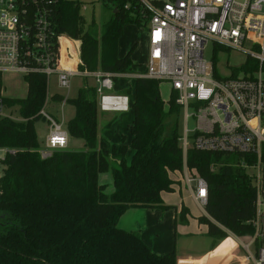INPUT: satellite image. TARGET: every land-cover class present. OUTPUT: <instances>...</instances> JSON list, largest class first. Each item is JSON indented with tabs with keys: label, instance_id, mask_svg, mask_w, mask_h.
Returning a JSON list of instances; mask_svg holds the SVG:
<instances>
[{
	"label": "trees",
	"instance_id": "obj_1",
	"mask_svg": "<svg viewBox=\"0 0 264 264\" xmlns=\"http://www.w3.org/2000/svg\"><path fill=\"white\" fill-rule=\"evenodd\" d=\"M128 1L136 5V0L110 1L112 15L100 28L95 20L87 25L82 0H61L54 27L57 33L81 41L80 71L135 73L132 54L137 43L120 55L125 26L143 24L124 9ZM63 41L62 45L68 42ZM225 49L214 44L216 77H220L218 54ZM256 66L257 61L249 59L232 76ZM25 80L26 97L4 98L6 106H17L23 120L0 117V149H6L0 175V264H177L175 249L158 254L140 233L122 229L119 221L130 208H172L165 205L163 193L175 191L179 182L175 174L184 169L185 162L208 181L207 215L198 221L208 226L213 246L228 237L227 231L238 237L254 234L250 221L256 192L249 174L239 165L244 156L189 149L185 161L177 92L165 100L161 82L146 77L133 78L126 88L114 89L129 97L134 119L129 126L130 144L124 137L120 143H111L100 134L97 88L85 77L77 95L66 100L75 109L66 128L71 137L84 140L85 148L55 150L43 157L35 124L42 120L39 112L47 97V77L31 73ZM121 80L114 76L115 87ZM129 149L133 150L130 161ZM106 172L113 177L111 194L99 181ZM187 212L183 207L181 219Z\"/></svg>",
	"mask_w": 264,
	"mask_h": 264
},
{
	"label": "built area",
	"instance_id": "obj_2",
	"mask_svg": "<svg viewBox=\"0 0 264 264\" xmlns=\"http://www.w3.org/2000/svg\"><path fill=\"white\" fill-rule=\"evenodd\" d=\"M60 2L0 0V74L42 73L47 77V97L39 112L49 125L40 148L42 156L67 149L69 143L64 122L47 111L53 74L58 87L67 91L75 76L94 79L99 109L106 112L129 109V97L114 91V76L167 81L182 107L185 129L180 141L185 161L189 149L244 156L239 165L249 174L256 198L250 221L255 232L243 246L253 264H264V0H136V5L128 1L124 9L141 19L138 28L146 29L149 52L143 71L133 75L80 71L81 44L54 27ZM64 39L68 44L62 45ZM210 43L212 54L218 43L245 53L246 61L254 59L257 66L237 77L219 70L220 77H216L213 58L205 56ZM4 98L0 85V117L23 120L19 113L7 112L18 108L6 106ZM191 118L195 121L192 131L188 128ZM177 174H182L191 196L205 207L208 181L186 162Z\"/></svg>",
	"mask_w": 264,
	"mask_h": 264
},
{
	"label": "rangeland",
	"instance_id": "obj_3",
	"mask_svg": "<svg viewBox=\"0 0 264 264\" xmlns=\"http://www.w3.org/2000/svg\"><path fill=\"white\" fill-rule=\"evenodd\" d=\"M82 15L84 16L87 25L90 24L93 20L97 23L98 27L101 28V25L105 23L112 15V8L113 5L109 1L106 0H82ZM146 29L138 28L136 25L129 24L125 26L124 29V35L122 36L120 40V50L122 52L127 53L130 48L133 47L134 44L137 43V46L134 50V53L132 54V59L135 61V72H139L144 68V65L148 58V44H147V35L145 33ZM71 38V37H70ZM72 41L77 42L76 44H81V41L76 40L74 38H71ZM81 56V53H80ZM205 56L207 59H212V44L210 43L205 51ZM247 55L243 52H240L235 49H225L221 51L218 54L217 59V69L220 70L221 74L223 75H229L235 68H240L242 65H244L247 61ZM233 74V73H232ZM235 74H240L238 71ZM133 76H127L122 78V81L118 84V88L124 87L125 83L130 84V82L133 83ZM89 83L91 85H95V80L90 79ZM124 83V84H122ZM0 85L2 89V95L6 98H24L27 95L28 92V84L25 80V76L21 73L17 72H2L0 74ZM83 86V78L81 76H75L72 80V87L69 91L60 89L57 85V77L55 74L51 76V82H50V91L51 93H64L67 96H76L78 87ZM161 89V95L163 99L168 100L171 96V85L167 81H162L160 84ZM73 90V92H72ZM114 93V91H111ZM116 92V91H115ZM55 101L51 100L49 103V106L47 108V111L49 114L54 116L55 118L60 116L59 118L62 119V115L59 112L60 111V104L55 105ZM70 104L66 105L65 108L67 109V112H65V116L68 118L71 116L72 108L69 106ZM56 107V108H54ZM58 107V108H57ZM58 111V114L56 110ZM74 109V107H73ZM7 112H12L13 114L18 115V111L16 110H9L7 109ZM109 116V119L115 118L116 121L109 127V131L106 134V138L114 139L117 138L116 142L120 143L122 142V138L124 137L126 140V143L129 145L131 142V133L129 131V126L132 123L133 114L132 113H125V112H107L106 113ZM102 111L99 109V126L102 124V120L104 117L102 116ZM108 120V118H107ZM45 122L38 121L36 123V128L39 132V136L41 139H44L45 130L47 129L45 127ZM195 127V121L193 118L189 119L188 121V128L192 131ZM46 128V129H45ZM185 129V122L182 117L181 113V120H180V133L181 135L184 134ZM101 134V129H100ZM108 134L111 136H108ZM82 143H84L83 140H80ZM5 155V150L0 149V170L2 171V164L1 159ZM112 178L111 173L107 172L103 175H101V180L104 181L107 178ZM178 180V185L175 186L176 193H171L172 195H168V200H172L173 202H185L187 205H189L192 209V212L194 214H200L201 208L191 199L188 193V189L183 184L181 178L182 174L176 175ZM110 186V185H109ZM112 186V185H111ZM229 232V231H227ZM231 235L228 241V244H230L227 247H219L217 248V251L215 252L216 256H212V258L215 260V264H253L252 259L250 258V255L247 251V249L243 246L244 244H247L249 242L248 237H238L237 240L235 237H233L232 233L229 232ZM200 248V245H197L195 247V250L198 251ZM178 249L180 250L181 247L179 245ZM187 249H185L186 251ZM253 250V249H252Z\"/></svg>",
	"mask_w": 264,
	"mask_h": 264
},
{
	"label": "crops",
	"instance_id": "obj_4",
	"mask_svg": "<svg viewBox=\"0 0 264 264\" xmlns=\"http://www.w3.org/2000/svg\"><path fill=\"white\" fill-rule=\"evenodd\" d=\"M65 44H68L65 43ZM65 55V52L63 53V56ZM120 55L123 56L124 52L120 50ZM134 65L135 61L133 60ZM135 69V66H134ZM133 75V74H130ZM90 80V79H89ZM122 81V80H121ZM124 84V83H122ZM132 84V82H130ZM130 84L125 83L124 87L118 88V85H116V90H121L123 88H126ZM82 87V85H81ZM78 87V90L79 88ZM77 90V93H78ZM73 92V90H72ZM52 99L55 101V105L60 104V111L57 109L56 112L58 114V111L62 115V119H60L58 116L56 117L58 120L63 121L64 125H67V122L74 116L75 109H73L72 105H69L70 108H72L71 116L66 117L65 112H67V109L65 108L67 102L65 101L66 98H71L75 96H67L64 93H51ZM56 94H59L60 96H63V100H61L58 97H54ZM67 96V97H66ZM56 108V107H54ZM58 108V107H57ZM125 113H132L133 119H134V113L130 108L127 111H124ZM106 111H102V116L104 117L102 120V124L100 127L101 129V135L106 138V134L109 131V127H105V125L109 122V116L106 114ZM108 118V120H107ZM132 119V122H133ZM45 122V134L44 139H41L39 136V132L36 128L39 141L41 145L44 144L45 139L49 133V125L45 120H41ZM116 121V120H115ZM114 121V122H115ZM113 122V123H114ZM112 123V124H113ZM36 126V124H35ZM108 136H110L108 134ZM111 137V136H110ZM108 139V138H106ZM117 138H114L111 140L108 139L111 143H118L114 140ZM80 140L73 138L69 135V143L68 148L70 150H83L85 148V142L82 143ZM84 141V140H83ZM5 150L6 154V149ZM133 155V150L129 149L127 153V159L128 161L131 160V157ZM5 156V155H4ZM3 156V158H4ZM2 158V159H3ZM107 173V172H106ZM109 173V172H108ZM111 173V172H110ZM105 173L100 174L99 181L101 184H106L107 189L106 192L108 194H111L114 191V184H113V177L107 178L106 180H101V175ZM177 175V174H175ZM112 176V173H111ZM110 185V186H109ZM112 185V186H111ZM176 193V191L172 192ZM189 196L191 199L201 208L200 214H194L192 212V209L189 205H187L185 202H173L172 200H168V195H172L171 193L164 192L163 193V199L165 205H170L172 208L164 209V208H130L121 218L119 221V226L122 229L128 230V231H136L140 233L143 240L146 242V244L151 248L152 251L158 253V254H165L173 249L176 251L177 255V264H215V260L212 258V256H216L215 252L217 251V248L221 247H227L230 245L228 244L230 234L228 237H226L224 240L219 241L215 246L214 245V239L210 237L207 234L208 226L206 224H202L198 221V217L202 215H207V212L205 210V207L201 206L190 194L188 190ZM168 194V195H167ZM183 207H186L188 209V212L186 213L185 219H181L180 212ZM229 233V232H228ZM231 233V232H230ZM233 237L238 238L236 235H232ZM238 241V240H237ZM181 247L179 250L178 247ZM197 245H200V248L198 251L195 250V247ZM185 249H187L185 251Z\"/></svg>",
	"mask_w": 264,
	"mask_h": 264
},
{
	"label": "water",
	"instance_id": "obj_5",
	"mask_svg": "<svg viewBox=\"0 0 264 264\" xmlns=\"http://www.w3.org/2000/svg\"><path fill=\"white\" fill-rule=\"evenodd\" d=\"M115 10H117V9H115Z\"/></svg>",
	"mask_w": 264,
	"mask_h": 264
}]
</instances>
